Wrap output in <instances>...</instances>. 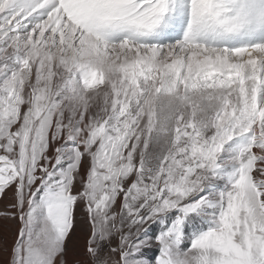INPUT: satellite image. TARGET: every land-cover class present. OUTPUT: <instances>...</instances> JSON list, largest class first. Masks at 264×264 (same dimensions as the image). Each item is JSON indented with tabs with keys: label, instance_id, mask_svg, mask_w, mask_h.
<instances>
[{
	"label": "snow or ice",
	"instance_id": "1",
	"mask_svg": "<svg viewBox=\"0 0 264 264\" xmlns=\"http://www.w3.org/2000/svg\"><path fill=\"white\" fill-rule=\"evenodd\" d=\"M0 202V264H264V0H0Z\"/></svg>",
	"mask_w": 264,
	"mask_h": 264
},
{
	"label": "rangeland",
	"instance_id": "2",
	"mask_svg": "<svg viewBox=\"0 0 264 264\" xmlns=\"http://www.w3.org/2000/svg\"><path fill=\"white\" fill-rule=\"evenodd\" d=\"M3 203H6V202H0V207H3ZM81 245H82V242H79V241H78V242L76 243V246H77V247H80Z\"/></svg>",
	"mask_w": 264,
	"mask_h": 264
}]
</instances>
